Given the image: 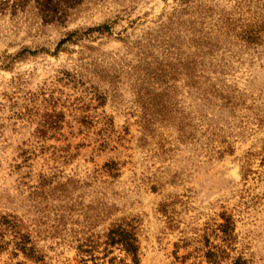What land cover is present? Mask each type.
<instances>
[{"label":"rangeland","instance_id":"1","mask_svg":"<svg viewBox=\"0 0 264 264\" xmlns=\"http://www.w3.org/2000/svg\"><path fill=\"white\" fill-rule=\"evenodd\" d=\"M11 221L44 264H133L114 224L264 264V0H0V264H41Z\"/></svg>","mask_w":264,"mask_h":264},{"label":"trees","instance_id":"2","mask_svg":"<svg viewBox=\"0 0 264 264\" xmlns=\"http://www.w3.org/2000/svg\"><path fill=\"white\" fill-rule=\"evenodd\" d=\"M252 35L254 38H257L255 34ZM7 225L16 250L22 252L25 256L31 258L32 260L44 264V260L41 257L36 256L35 249L31 246L32 243L29 240V236L21 234L18 231L17 223L11 221L7 223ZM103 244L106 247L105 251L107 250V247H118L131 258L133 264H140L139 241L135 230L131 228V226H125L123 224L112 225L108 230V233L105 235V242ZM96 246L97 242L90 243V241H86L84 245L79 246V250L81 253H85L87 255L90 254L89 257H91V259H97L93 253L96 249ZM208 259L210 263L217 264V259L214 254H209Z\"/></svg>","mask_w":264,"mask_h":264}]
</instances>
